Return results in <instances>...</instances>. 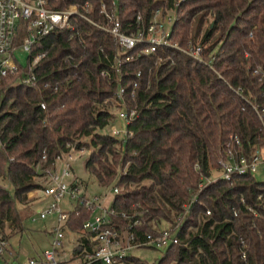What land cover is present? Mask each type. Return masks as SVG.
<instances>
[{
  "label": "trees",
  "instance_id": "1",
  "mask_svg": "<svg viewBox=\"0 0 264 264\" xmlns=\"http://www.w3.org/2000/svg\"><path fill=\"white\" fill-rule=\"evenodd\" d=\"M176 3L48 0L54 10L75 5L97 24L106 22L102 5L116 7L128 32L137 15L147 24L156 9L173 10L168 41L180 49L125 60L136 50L123 53L76 17L73 30H54L35 45L45 53L35 85L19 83V74L0 79V226H13L8 237L31 212L27 194L43 188L32 182L37 169L89 149L84 169L112 192L118 227L139 220V238L165 230L177 238L155 264H264V182L249 173L211 177L228 154L252 160L264 149V0ZM198 44L201 60L183 52ZM121 87L123 109L134 112L124 139L104 132ZM88 218L76 205L69 226L78 230ZM118 264L149 263L132 253Z\"/></svg>",
  "mask_w": 264,
  "mask_h": 264
},
{
  "label": "built area",
  "instance_id": "2",
  "mask_svg": "<svg viewBox=\"0 0 264 264\" xmlns=\"http://www.w3.org/2000/svg\"><path fill=\"white\" fill-rule=\"evenodd\" d=\"M184 1L177 0L175 5ZM89 10L86 5V12ZM174 12L173 10L164 12L163 8L156 9L147 24L143 22L140 15H137L135 20L137 29L128 32L121 27L116 7L109 12L102 5L99 14L105 17L106 22L97 24L80 13L75 5L69 6L66 10H54L49 7L48 0H0V79L19 74V83L35 85L37 81L35 67L45 56L43 52L34 53L35 45L42 37L54 30H73L72 21L76 17L89 21L101 31L109 34L123 53L136 50L128 54L125 60H133L136 55L149 56L161 47L180 49L168 41L170 31L166 26L173 23ZM18 48L28 54L25 66H22L14 56V51ZM183 52L194 59L201 60L199 45L193 50H183ZM117 64L119 66L121 60H118ZM137 76L139 77L140 74ZM124 92L125 89L122 87L118 90L115 103L120 109L118 118L127 125L132 121L134 112H126L123 109ZM40 107L41 109L46 108L44 103H41ZM111 130L113 132L111 135L114 137L119 138V135L123 134L120 129L111 127ZM68 160L59 175H49L50 184L40 191L42 201H47V203L43 207L34 209L36 214L34 219L52 221L51 243L48 248L36 257L17 261V256L10 249L8 233L0 226V264H118L135 250L146 248L156 251L164 250L170 243L178 242L177 238H173L170 230L161 231L157 235L146 234L142 238L137 237L135 227L140 225L139 220L133 221V224L126 229H120L113 219L116 217L115 211L110 206L104 207L100 197L80 198L75 182L70 186L65 182L66 178L71 177L68 163L72 161V158ZM219 165V175L213 179L219 177L230 180L234 174L264 173V149L258 151L252 160L236 159L232 154H228L220 160ZM113 192L117 193V189ZM65 195L70 196L71 205V200L75 199V205L69 210H62L59 206ZM76 205L82 206L89 213V218L78 230H73L69 226V220ZM188 212L189 207L184 206L183 212L177 218L176 227ZM78 215L76 213L74 216ZM67 237L69 248L65 245ZM244 257L243 254L242 258Z\"/></svg>",
  "mask_w": 264,
  "mask_h": 264
},
{
  "label": "rangeland",
  "instance_id": "3",
  "mask_svg": "<svg viewBox=\"0 0 264 264\" xmlns=\"http://www.w3.org/2000/svg\"><path fill=\"white\" fill-rule=\"evenodd\" d=\"M171 25L172 23L166 26L168 31H170ZM14 56L22 66H25L28 57L26 52L18 48L14 51ZM119 112L120 109L117 107L112 109L113 120L111 125L106 128L104 132L113 134L111 127H114V129H120L123 131V134L119 135V139H124L126 136V124L124 121L118 118ZM89 153V149H84L81 151L72 149L66 157L59 160L55 166L52 167L53 169L50 168L44 172H41L39 169H37L39 175L34 177L32 182L38 183L42 187L49 185V175H59L63 165L69 161V158H72V161L68 163L70 166L71 177L66 178L65 182L69 186L75 182L76 186H78V195H80V198L98 196L102 199L103 206L109 207L113 197L112 192L100 189L97 184L88 176L84 169L85 161L87 160ZM218 175L219 173L217 171H211L212 178L217 177ZM256 178L258 181L264 182V173H258ZM2 184L4 185V183ZM6 186L9 187L7 183ZM40 191L41 188L27 194L26 207L31 212L24 220L23 230L8 237L9 245L11 247L10 249L15 254V256H17V261H24L30 257H36L40 255L42 251L48 248L49 244L51 243L50 232L52 221L34 219L36 216L34 209L36 207H43L47 203V201H42V195ZM74 200H71V205L69 203L70 196L65 195L64 199L60 201L59 206L62 210H69L75 205ZM4 229L9 235L12 233L13 226L9 222H5ZM68 242L69 238L67 237L65 239V245L67 248H69ZM133 254L145 260L149 264H155L162 256L163 250L156 251L152 249H140L133 251Z\"/></svg>",
  "mask_w": 264,
  "mask_h": 264
}]
</instances>
